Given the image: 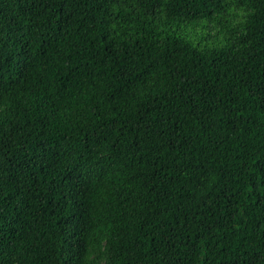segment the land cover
<instances>
[{
	"label": "trees",
	"instance_id": "obj_1",
	"mask_svg": "<svg viewBox=\"0 0 264 264\" xmlns=\"http://www.w3.org/2000/svg\"><path fill=\"white\" fill-rule=\"evenodd\" d=\"M0 264H264V0H0Z\"/></svg>",
	"mask_w": 264,
	"mask_h": 264
}]
</instances>
